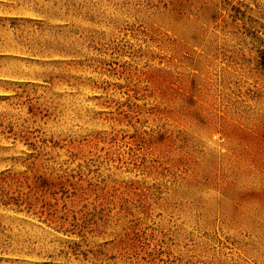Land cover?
<instances>
[{"label":"rangeland","instance_id":"1","mask_svg":"<svg viewBox=\"0 0 264 264\" xmlns=\"http://www.w3.org/2000/svg\"><path fill=\"white\" fill-rule=\"evenodd\" d=\"M0 264H264V0H0Z\"/></svg>","mask_w":264,"mask_h":264}]
</instances>
